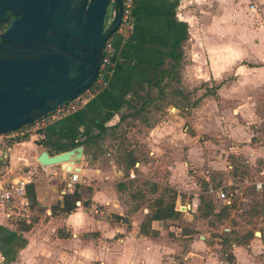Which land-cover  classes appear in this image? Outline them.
Returning <instances> with one entry per match:
<instances>
[{
	"label": "crops",
	"instance_id": "obj_1",
	"mask_svg": "<svg viewBox=\"0 0 264 264\" xmlns=\"http://www.w3.org/2000/svg\"><path fill=\"white\" fill-rule=\"evenodd\" d=\"M248 3V0H133L132 32L125 40L113 39L114 60L105 86L79 110L53 120L44 129L69 132L77 140L92 136L86 146L81 145V157L74 164L79 168V178H83V188L88 191L90 210L83 205L80 191V200L70 212L60 210L62 200L55 206L57 199L62 198L64 188L58 189L57 179L67 176L66 163L41 166L36 161L41 150L53 154L51 147L39 143L42 138L33 141L24 137L0 144V180L6 182L31 174L32 181L28 184H33L35 207L41 208L44 218L49 216V222H56L57 229L61 228L59 234L55 232L54 242L64 248L49 246L52 253L64 254L65 260H55V264H76L73 255L76 250L83 254L80 264H264V226L257 233L253 231L256 237L244 242L236 243L230 233L226 244L228 255L220 251L223 228L228 232L237 230L238 224L232 228L223 224L214 234H208L211 226L199 213V195L203 191L191 189L188 184L182 189L172 186L176 177L168 161L169 152L155 144H163L169 138L168 121L161 118V123L154 125L143 116H147L148 110L130 115L131 107L122 104L132 92H141L152 72L163 60H169L165 54L174 42V31L179 30L180 22L186 25V37L180 43L179 63L186 42L214 41L217 37L213 32L217 28L226 42L231 37L226 31L239 29L243 33L241 42L248 44L241 58L248 61L259 57L263 61L252 69L241 65L242 75H236V79L255 72L261 76L264 90V0H255L254 9H249ZM191 29H195L197 37ZM251 34L255 36L253 40ZM254 41L256 49L249 50ZM212 58L207 55L208 61ZM209 75L215 79L212 69ZM138 121L144 126L133 137L128 129L133 130ZM126 126L128 129L124 131ZM100 128L105 130L97 134ZM135 138L139 143L133 141ZM243 142L245 148L254 150L248 138ZM229 166L224 170L226 177L222 183L237 182ZM169 188L175 190L173 209L177 214L149 219L156 209V199H161L160 207L170 203L165 197ZM185 190L192 195L183 202L185 196L179 192ZM26 205L24 192L0 206V264H37V242L32 245L31 241L35 237L26 234L29 230L16 227L17 220L27 216ZM52 210L64 214L52 215Z\"/></svg>",
	"mask_w": 264,
	"mask_h": 264
},
{
	"label": "rangeland",
	"instance_id": "obj_2",
	"mask_svg": "<svg viewBox=\"0 0 264 264\" xmlns=\"http://www.w3.org/2000/svg\"><path fill=\"white\" fill-rule=\"evenodd\" d=\"M132 28L127 37L123 36L120 39H127ZM217 29L213 32L217 37L214 41L206 44L191 41L185 43L184 54L174 74L160 81L158 85L161 88L160 93L154 87L149 88V96H158V100L149 108L147 116L146 114L143 116L154 125L160 124L162 119L168 121L169 138H166L163 144L161 142L155 144L169 152L168 161L170 167L174 168L176 177L172 186L182 189L188 184L191 189L203 191L199 193L203 196V205L199 213L206 214L204 217L211 226L208 234H214L223 224L231 228L238 224L237 230L232 229L229 234L224 230L223 233H226L221 234L225 237L221 236L220 251L228 255L226 251L228 235L232 234L236 243L244 242L249 237H256L260 227L264 226V90L261 89L263 81L255 72L239 78V81L236 79L242 75L241 65L245 64L244 69H252L260 66L259 63L263 60L257 57L244 61L241 58L242 51L248 47V44L241 42L243 35L241 30L226 31L231 37L225 42L222 38L225 35L220 33L219 28ZM191 32L197 37L195 29H191ZM252 35L254 34L250 37L253 40L255 36ZM250 47L249 50L256 49L255 41ZM207 55L213 56L211 61H208ZM223 55H229V58L223 59ZM210 69L215 73L214 80L209 75ZM178 100L181 102L175 103ZM139 119H142L141 116ZM143 126L138 121L134 124L133 130L126 126L124 131L128 129L134 137V133H139ZM247 138L254 150L244 147L243 141ZM133 141L139 143L137 138ZM228 164L232 166V177L235 181L247 178L249 181L261 182V187L254 190L251 186H236L235 196L231 198L233 205L223 211L221 209L225 203L206 191L208 185L218 187L224 181L226 177L224 170H227ZM182 172L184 175H181ZM82 179L80 178L75 187L83 197L81 201L88 203L85 207L90 210L88 191L83 188ZM57 180L58 189H63L64 180ZM179 193L185 196L183 202L188 201V196L192 195L187 190ZM165 194L166 201L174 202V189L169 188V192ZM26 206L27 216L17 220L16 227L24 229L28 226L29 231L26 234L35 237L31 238V241L32 245L37 242V264H55V260H65L64 254L52 253L49 246L64 248L54 242V234L55 232L59 234L61 228L57 229L58 226L56 222H52L53 220L49 222L48 215L44 218L43 211L37 210V207L31 206L29 202ZM55 213L59 216L64 214L51 211L52 215ZM25 219L28 222H25ZM253 231L256 233L253 234ZM41 241L46 242V245H41ZM73 255L75 263L80 264L83 254L76 250Z\"/></svg>",
	"mask_w": 264,
	"mask_h": 264
},
{
	"label": "water",
	"instance_id": "obj_3",
	"mask_svg": "<svg viewBox=\"0 0 264 264\" xmlns=\"http://www.w3.org/2000/svg\"><path fill=\"white\" fill-rule=\"evenodd\" d=\"M120 14V0H0V133L88 88ZM81 153V145L51 155L41 150L36 161L79 171Z\"/></svg>",
	"mask_w": 264,
	"mask_h": 264
},
{
	"label": "built area",
	"instance_id": "obj_4",
	"mask_svg": "<svg viewBox=\"0 0 264 264\" xmlns=\"http://www.w3.org/2000/svg\"><path fill=\"white\" fill-rule=\"evenodd\" d=\"M120 1L121 14L119 23L115 31L103 43L98 72L91 85L71 100L65 101L52 111L34 118L28 124L21 126L14 131L0 133V144L5 140H18L19 138L21 139L24 137L33 138V141L43 138V131L48 124H50L55 119L65 117L73 112H76L87 99H89L95 92L101 90L105 86L106 77L112 68L114 60L112 47L113 39L116 37H127V33H130L133 26V0ZM248 1L249 9L256 8L254 4L255 0ZM229 169H231V166H229ZM66 175L67 176L63 178V193L66 191H71L74 184L80 182L78 171L72 169L66 172ZM31 181L32 175L29 173L23 174L22 176H17L14 180L9 179L6 182L0 180V206L6 205L14 196H21L24 193L26 184L30 183ZM238 185L251 186L254 190H258L261 187V182L249 181L247 178H241L237 182L226 181L221 183L218 187L208 185L207 193H212L216 199H220L225 204H229L231 202L232 196L235 193V187ZM223 230H225V228H223Z\"/></svg>",
	"mask_w": 264,
	"mask_h": 264
},
{
	"label": "trees",
	"instance_id": "obj_5",
	"mask_svg": "<svg viewBox=\"0 0 264 264\" xmlns=\"http://www.w3.org/2000/svg\"><path fill=\"white\" fill-rule=\"evenodd\" d=\"M178 24H179V30L174 31V34H175L174 42L172 43L170 50L165 54V58L169 60H166L165 62L163 60L160 66L152 72L150 78L145 82V87L142 89L141 92H137V91L132 92L128 100L122 101V104L128 105L129 107H131L130 110L128 111L130 115H138L143 110H149V107H152L153 104H156V101L158 100V96L150 97L149 88L154 87L157 89V92L160 93L161 88H159L158 86L160 81L163 80L164 78H168L172 76L174 74L175 68L179 65V61L181 58L180 43L186 37V25L181 22ZM4 27H5V24L0 26V30H2ZM180 102L181 101L178 100L175 103L178 104ZM104 130L105 128H100L97 134H99L100 132H103ZM91 138L92 136H88V137L86 136L81 140H77L69 132L68 133L67 132H53V131L44 130L43 138L40 140L39 143L43 147H47V148L51 147L53 154H56L61 151L73 148L77 145L86 146V144H88L91 141ZM24 192H25V198L27 199L29 204L31 206H36V199H35L33 184H27ZM79 200H80V195L76 187L74 186L71 191H66L62 194V206L60 207V210L63 212H70L76 207V202ZM202 202H203V196L199 195V210H201L202 208V205H203ZM87 204L88 203H83L84 206H86ZM231 205H233V201H231L229 204H225L221 210L226 209V207H230ZM154 206H156V209L150 215L149 219H160L163 217H173L177 214L173 209V200H171L169 204L164 205V207H160L161 199L158 198L154 201ZM37 210H41V208L37 207ZM211 210L212 209L210 208V211ZM201 215L205 216L206 214L204 213ZM116 218H119V217L116 216ZM142 225H144V222L141 223V226ZM25 229H28V226L25 227Z\"/></svg>",
	"mask_w": 264,
	"mask_h": 264
},
{
	"label": "flooded vegetation",
	"instance_id": "obj_6",
	"mask_svg": "<svg viewBox=\"0 0 264 264\" xmlns=\"http://www.w3.org/2000/svg\"><path fill=\"white\" fill-rule=\"evenodd\" d=\"M1 31V30H0Z\"/></svg>",
	"mask_w": 264,
	"mask_h": 264
}]
</instances>
